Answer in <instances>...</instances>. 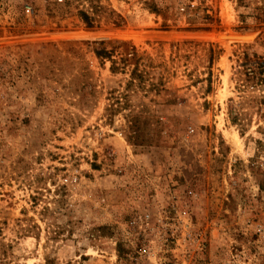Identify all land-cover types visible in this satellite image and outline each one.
I'll return each mask as SVG.
<instances>
[{
    "label": "rangeland",
    "instance_id": "1",
    "mask_svg": "<svg viewBox=\"0 0 264 264\" xmlns=\"http://www.w3.org/2000/svg\"><path fill=\"white\" fill-rule=\"evenodd\" d=\"M259 17L0 0V264H264Z\"/></svg>",
    "mask_w": 264,
    "mask_h": 264
},
{
    "label": "trees",
    "instance_id": "2",
    "mask_svg": "<svg viewBox=\"0 0 264 264\" xmlns=\"http://www.w3.org/2000/svg\"><path fill=\"white\" fill-rule=\"evenodd\" d=\"M259 22L264 23V19L262 17L258 18Z\"/></svg>",
    "mask_w": 264,
    "mask_h": 264
},
{
    "label": "built area",
    "instance_id": "3",
    "mask_svg": "<svg viewBox=\"0 0 264 264\" xmlns=\"http://www.w3.org/2000/svg\"><path fill=\"white\" fill-rule=\"evenodd\" d=\"M63 1H64V0H58L59 3H63ZM66 182H68V180H67Z\"/></svg>",
    "mask_w": 264,
    "mask_h": 264
}]
</instances>
